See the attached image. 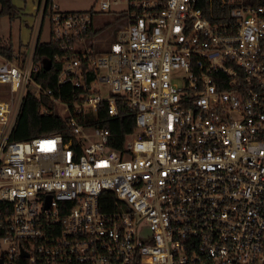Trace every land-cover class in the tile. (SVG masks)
<instances>
[{"label": "built area", "instance_id": "built-area-1", "mask_svg": "<svg viewBox=\"0 0 264 264\" xmlns=\"http://www.w3.org/2000/svg\"><path fill=\"white\" fill-rule=\"evenodd\" d=\"M98 3L40 0L0 52V264H264V0ZM45 17L56 90L33 77ZM29 95L65 127L10 141ZM99 113L133 117L121 149Z\"/></svg>", "mask_w": 264, "mask_h": 264}, {"label": "trees", "instance_id": "trees-1", "mask_svg": "<svg viewBox=\"0 0 264 264\" xmlns=\"http://www.w3.org/2000/svg\"><path fill=\"white\" fill-rule=\"evenodd\" d=\"M53 0H44V16L48 13V9ZM0 16L7 17L9 22L13 21L17 16V9L13 5V0H0ZM109 24L104 25L103 28ZM11 45H0V52L6 57H11ZM58 53V43L53 40L48 42L37 41L33 62L38 65L39 69L33 76L34 79L43 84L44 87L56 90V80L60 69L59 64L54 63L52 58ZM45 61H49V68L44 67ZM63 95L70 91V88H61ZM46 104V103H45ZM40 103L32 96H27L22 102L15 125L10 133V141H23L38 137L52 132H62L65 127V118L56 114H40ZM99 125H102L110 131V146L115 149H121L124 136L134 130L133 117H122L118 119H108L103 113H99ZM66 136V135H65ZM112 194L104 192L100 197V211H110L114 208L112 203ZM103 201L106 203H103ZM2 234L0 233V237Z\"/></svg>", "mask_w": 264, "mask_h": 264}, {"label": "rangeland", "instance_id": "rangeland-1", "mask_svg": "<svg viewBox=\"0 0 264 264\" xmlns=\"http://www.w3.org/2000/svg\"><path fill=\"white\" fill-rule=\"evenodd\" d=\"M36 2L37 0H13L17 16L11 22L7 17L0 16V45H7L8 39L11 40L14 47L31 42V29L33 26V32L38 16V7L35 11L33 10ZM53 4L61 11H100L98 0H53ZM111 16L110 13H107L105 18L110 19ZM49 36V22L45 17L39 39L46 42ZM99 86L103 95L109 93L110 88L106 83H100ZM4 249L5 246L0 242V250Z\"/></svg>", "mask_w": 264, "mask_h": 264}, {"label": "crops", "instance_id": "crops-1", "mask_svg": "<svg viewBox=\"0 0 264 264\" xmlns=\"http://www.w3.org/2000/svg\"><path fill=\"white\" fill-rule=\"evenodd\" d=\"M52 3H53V1H52ZM40 4V0H37V2H36V4H34V11H35V8H37V5H39ZM57 7V6H56ZM58 8V7H57ZM7 44H10L11 45V40L10 39H8V43ZM13 45V44H12Z\"/></svg>", "mask_w": 264, "mask_h": 264}, {"label": "water", "instance_id": "water-1", "mask_svg": "<svg viewBox=\"0 0 264 264\" xmlns=\"http://www.w3.org/2000/svg\"><path fill=\"white\" fill-rule=\"evenodd\" d=\"M49 66H50V65H49V64H47V66H46V69H48V68H49Z\"/></svg>", "mask_w": 264, "mask_h": 264}]
</instances>
